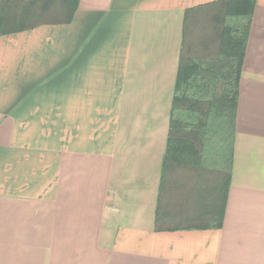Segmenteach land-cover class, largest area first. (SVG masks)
<instances>
[{
    "label": "crops",
    "instance_id": "1",
    "mask_svg": "<svg viewBox=\"0 0 264 264\" xmlns=\"http://www.w3.org/2000/svg\"><path fill=\"white\" fill-rule=\"evenodd\" d=\"M217 1L77 0L68 23L0 36V264H264V0L221 228L194 229L216 221L222 171L162 173L184 15Z\"/></svg>",
    "mask_w": 264,
    "mask_h": 264
},
{
    "label": "trees",
    "instance_id": "2",
    "mask_svg": "<svg viewBox=\"0 0 264 264\" xmlns=\"http://www.w3.org/2000/svg\"><path fill=\"white\" fill-rule=\"evenodd\" d=\"M256 0H219L189 9L169 113L162 173L176 166L223 172V193L215 222L194 229H220L231 171L238 83ZM77 0H0V36L41 23H68ZM209 10L212 33L194 53L185 31L194 15ZM46 18V19H45ZM187 38V37H186ZM214 163V164H212ZM227 174V177L225 176ZM156 230H160L157 227Z\"/></svg>",
    "mask_w": 264,
    "mask_h": 264
},
{
    "label": "rangeland",
    "instance_id": "3",
    "mask_svg": "<svg viewBox=\"0 0 264 264\" xmlns=\"http://www.w3.org/2000/svg\"><path fill=\"white\" fill-rule=\"evenodd\" d=\"M46 19V18H45ZM198 30V29H197ZM198 33H199V30H198ZM212 164H214V163H212Z\"/></svg>",
    "mask_w": 264,
    "mask_h": 264
}]
</instances>
